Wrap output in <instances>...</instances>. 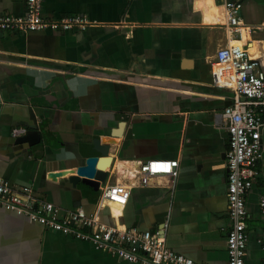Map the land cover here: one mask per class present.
<instances>
[{
  "label": "crops",
  "instance_id": "1",
  "mask_svg": "<svg viewBox=\"0 0 264 264\" xmlns=\"http://www.w3.org/2000/svg\"><path fill=\"white\" fill-rule=\"evenodd\" d=\"M225 1L240 2L255 29L242 44L264 73V0H42L45 19L76 15L91 25L0 33V177L62 212L81 207L103 224L163 230L167 248L196 264H227L221 114L233 91L212 71L226 42ZM24 13L25 0H0V15ZM31 131L39 135L20 139ZM93 143L108 144L97 166L105 184L72 186ZM261 143L264 151V130ZM148 160L177 161L174 182L157 176L141 186ZM257 170L245 197L244 264H264V158ZM121 183L126 203L102 202L101 189ZM0 264L129 263L0 206Z\"/></svg>",
  "mask_w": 264,
  "mask_h": 264
},
{
  "label": "built area",
  "instance_id": "2",
  "mask_svg": "<svg viewBox=\"0 0 264 264\" xmlns=\"http://www.w3.org/2000/svg\"><path fill=\"white\" fill-rule=\"evenodd\" d=\"M41 10L42 0H25V13L22 16L0 15V33H27L45 29L70 31L91 25L87 18L76 15L47 20L42 17ZM240 10V2H224L226 42L217 50L212 64V71H217L218 79L231 80L233 91L232 103L221 114L228 140L224 155L229 219L225 239L227 264H244L248 239L245 197L258 176L257 164L264 158L261 143L264 130V73L242 44L255 29L243 23ZM22 132V129L13 130L12 136L16 137ZM177 167L178 162L171 160L141 162L138 182L144 186L148 185L150 178L163 176L173 183ZM128 193L129 187L122 183L107 185L101 189L100 199L121 207L126 203ZM0 206L24 214L49 230L91 242L96 250H107L129 264H196L167 248L163 230L139 231L103 224L95 215H87L81 207L62 212L52 203L37 198L29 186H14L1 177ZM260 210L264 212V198L260 201ZM258 243L264 250V236Z\"/></svg>",
  "mask_w": 264,
  "mask_h": 264
},
{
  "label": "water",
  "instance_id": "3",
  "mask_svg": "<svg viewBox=\"0 0 264 264\" xmlns=\"http://www.w3.org/2000/svg\"><path fill=\"white\" fill-rule=\"evenodd\" d=\"M31 120L34 122L33 124L35 126L33 116L31 117ZM36 131L28 132L20 139L23 141L34 135L38 136L39 134H37L38 132ZM84 149L82 153L85 157L84 164L71 171V176H69L68 181L72 186L82 183L84 187L98 190L100 185L105 184L106 178L108 176L106 172H103L97 168L98 158L101 156H106L108 153V144L100 145L99 143H93Z\"/></svg>",
  "mask_w": 264,
  "mask_h": 264
},
{
  "label": "bare ground",
  "instance_id": "4",
  "mask_svg": "<svg viewBox=\"0 0 264 264\" xmlns=\"http://www.w3.org/2000/svg\"><path fill=\"white\" fill-rule=\"evenodd\" d=\"M230 84L232 85L231 81H230ZM99 166H100V168H104V167H106V165H105V161L103 162V160H102V162L99 163ZM126 166H127V165H126Z\"/></svg>",
  "mask_w": 264,
  "mask_h": 264
}]
</instances>
